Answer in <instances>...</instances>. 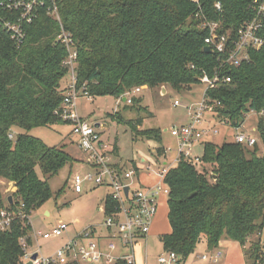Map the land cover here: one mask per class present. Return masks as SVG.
Segmentation results:
<instances>
[{
    "label": "trees",
    "instance_id": "1",
    "mask_svg": "<svg viewBox=\"0 0 264 264\" xmlns=\"http://www.w3.org/2000/svg\"><path fill=\"white\" fill-rule=\"evenodd\" d=\"M42 1L37 17L25 25L21 45L0 29V180L11 184L5 198L0 185V210L8 207L27 216L41 208L53 195L48 180L76 162L64 145L48 147L27 134L58 124L55 112L68 91L61 86L68 74L63 65L66 50L56 42L62 27L77 53L75 89L90 97L123 100L126 93L143 87L188 90L205 76L218 79L213 87L204 84L202 96L214 109V122L239 128L248 113L257 115L253 147L206 141L198 164L179 158L169 169L164 181L170 230L159 241L165 252L178 256L177 264L199 244L213 251L223 239L244 247L248 264H264L263 245L256 238L264 228V46L249 48V59L238 67L226 63V54L212 49L204 53L208 24H216L217 32L229 37L228 47L254 19L264 34V17L257 11L261 0H52L60 23L46 14L51 0ZM7 13L0 10V18ZM131 98L124 108L152 116L141 106L140 96ZM109 116L130 130L133 141L135 135L157 143L151 155L166 159L159 129L141 128L146 117L124 121ZM116 143L111 146L114 157ZM130 164L138 175L135 163ZM103 207L105 214L115 207L108 195ZM31 231L27 217L17 216L8 231L0 232V264H21L19 239Z\"/></svg>",
    "mask_w": 264,
    "mask_h": 264
},
{
    "label": "built area",
    "instance_id": "2",
    "mask_svg": "<svg viewBox=\"0 0 264 264\" xmlns=\"http://www.w3.org/2000/svg\"><path fill=\"white\" fill-rule=\"evenodd\" d=\"M258 15L264 17V0L257 2ZM217 9L219 4L215 5ZM44 7L42 0H0V10L5 11L9 16L5 19L0 18V29L10 35V38L21 45L26 37L25 25L30 24L38 15V10ZM47 16L57 23H60V16L55 2L46 7ZM209 37L205 39V44L210 50L218 54H226V63L231 67H238L241 63L249 59L248 49H259L264 46V34L259 32L262 25L256 19L245 23L237 32V38L227 46L229 37L217 32L216 24H208ZM56 42L66 50V58L63 65L67 67L71 78L68 91L63 99L62 108L55 112L57 119L67 123L71 127V135L75 138L76 145L84 155L83 164L90 168L92 172L72 177L75 193H82V185L90 184L92 187H106L110 189L108 196L115 203L113 211L105 214L102 208L104 222L101 226L102 234H95L97 227L86 228L70 238L64 245L57 248L50 255L44 256L40 248L33 246L39 237L47 240L50 238H60L67 233L69 224L61 223L46 232H34L28 238L21 237L19 246L22 252L21 264H139L135 259L134 249L137 242L145 240L150 232L154 216L156 215L160 197H166L169 189L165 184V176L170 168L178 163L179 158L198 164L197 157L192 156L193 144L202 142L207 135H216L214 127L209 126L204 120L208 117H216L214 109L209 106L204 99L197 105L193 114L189 115L190 122L180 127H172L170 135L175 138L177 144V156L173 165L167 164L166 159L159 161L153 156L154 163L143 161L140 167L151 171L157 168L154 174L157 182L148 187L140 186L133 188L132 185L138 182L136 174L131 164L122 168L123 163L116 161L112 147L105 145L100 139V132L95 124L88 119L80 118L75 110V101L79 96L90 97L87 93L75 89L74 64L77 53L73 50L74 43L69 34L61 27L56 36ZM218 79L210 81L207 77L201 78V83L209 87L216 85ZM224 82H229L225 79ZM142 88H136L131 93H126L123 103L130 105L134 94L141 92ZM79 91V92H78ZM176 101L174 105H178ZM189 109V108H187ZM11 139L12 136L10 135ZM236 143L253 147L256 139L243 133L235 136ZM167 157V151L165 150ZM163 161V163H161ZM136 166V165H135ZM139 170V168L136 166ZM127 188L125 195L124 189ZM21 204L18 209L21 210ZM26 219L23 212H14L5 207L0 210V232L8 231L16 217ZM93 237L108 239L104 246L100 241L92 240ZM31 241L30 243L28 242ZM85 242V245L81 242ZM123 251V252H121ZM220 253H214L211 261L217 263ZM206 260V257H202ZM178 256L173 252H165L156 258V264H176Z\"/></svg>",
    "mask_w": 264,
    "mask_h": 264
},
{
    "label": "rangeland",
    "instance_id": "3",
    "mask_svg": "<svg viewBox=\"0 0 264 264\" xmlns=\"http://www.w3.org/2000/svg\"><path fill=\"white\" fill-rule=\"evenodd\" d=\"M70 83L71 78L68 73L62 80L61 86L68 87ZM205 88L206 86L204 84L199 83L191 86L188 90L181 91H175L170 87H166L164 88V93L163 88L143 89L137 95L142 98L141 106L147 108V112L152 114L151 117L144 114L138 115L135 111L128 110V107L124 108V103H122L121 99L120 106L117 105V99L110 96L89 98L79 96L75 101V110L80 118L88 119L92 124L98 123L104 125V130L100 135L101 141L109 147L116 141L120 150V157L124 161L136 162L141 179L140 183L136 182L132 187L139 188L140 185L145 184L147 180L151 179L150 177L157 170L155 167L151 171H147L145 168L139 166L142 164V159L153 163L155 162L151 151L158 144L150 141H141L145 140L144 137H139L140 139L138 140L135 135L133 141L130 130L126 126L118 124L109 115L113 117L116 115L115 117H121L124 121L140 116L146 117L143 120L141 128L159 129L162 138L160 146L164 147L167 151L166 162L168 165H173L178 152V142L170 135V130L173 126L180 127L190 122L189 115L194 113L195 108L202 101ZM176 101L179 103L178 105H174ZM209 118L211 117H208V114H206L204 120L208 121ZM57 122L58 124L44 128H35L27 133L29 136L41 140L48 147H60L64 145V150L72 158L76 159V162L71 167L70 165H66L56 176L48 180L50 190L53 194L52 198L28 216V222L34 232L43 233L61 223L69 224L67 233L62 237L47 240L39 237L36 242H33V246H38L41 254L44 256L50 255L55 249L61 247L70 238H73L77 233L88 227H97L95 234L101 235V226L104 222L102 208L105 197L111 192L109 188L104 186L92 187L90 184L84 183L82 185V193H75L72 177L76 174L84 176L92 172V170L78 161L79 159L83 160V154L77 145L67 144L68 139L72 138L75 140L71 136L70 125L59 119H57ZM256 122L257 115L253 112L246 115L244 123L239 128H232L225 123H216L213 121L209 126L214 125L217 134H209L203 140L215 144L233 142L238 133H243L257 139ZM253 128H255L254 131L252 130ZM201 144L203 143L193 144L192 156L202 155ZM198 169L201 170V167H198ZM36 172L40 179H43L38 169H36ZM142 174H149L151 176L144 178ZM0 181L2 194L5 198L8 195L11 184L3 180ZM166 211V203L161 202L158 204L156 215L152 222L151 233L146 240L138 241L134 249L137 258L138 256L141 259L145 258L144 263L146 264H155L156 257L165 253L159 241V236L169 230ZM45 213H48V215L46 216ZM92 240L100 241L104 246L109 241L102 237H93ZM81 244L85 245V242L83 241ZM204 247L203 245L197 246L194 253L181 264H191L199 261V256L207 252Z\"/></svg>",
    "mask_w": 264,
    "mask_h": 264
},
{
    "label": "crops",
    "instance_id": "4",
    "mask_svg": "<svg viewBox=\"0 0 264 264\" xmlns=\"http://www.w3.org/2000/svg\"><path fill=\"white\" fill-rule=\"evenodd\" d=\"M143 89H145V87H143L142 89H141V91L143 90ZM164 92H165V90H164ZM120 100H117V105H119L120 104ZM122 103H123V101H122ZM120 106V105H119ZM211 122H213V119L212 118H209L208 119V121H206V123L205 124H207L208 123V125L211 123ZM95 126H96V128L99 130V132H100V135H101V133L103 132V130H104V125H102V124H95ZM210 126H212V125H210ZM253 131L255 130V128H253L252 129ZM72 136V135H71ZM69 138H70V136H69ZM148 141H150V140H148ZM150 142H154V141H150ZM203 142H206V141H204L203 140ZM203 142H201V143H203ZM68 145L69 144H75L76 145V141L75 140H73L72 138H70V139H68V143H67ZM202 145V144H201ZM116 146H117V143H116ZM117 148H118V152H117V157H115V160L116 161H119V162H121V163H125V164H129V163H132L133 161H124L121 157H120V155H119V152H120V150H119V147L117 146ZM155 148H156V146H155ZM202 149H203V147H202ZM155 150V149H154ZM154 150H152L151 151V153H154ZM83 154V153H82ZM153 157V156H152ZM197 158H199L200 156H196ZM83 160H84V155H83ZM83 160L82 159H79L78 161H80V163H83ZM167 160V159H166ZM143 161H145L144 159H142L141 160V162H143ZM133 163H135V165H136V162H133ZM140 167V166H139ZM143 176H144V178H148V177H150L151 175H149V174H146V175H144V174H142ZM151 179H149V180H147L146 181V183L145 184H143V185H140V186H148V187H150V186H152V185H154L156 182H157V177H156V175L154 174L153 176H151L150 177ZM140 174L138 175V182L140 183ZM1 182V181H0ZM166 197H160L159 198V202H158V204H160L161 202L163 203H166ZM166 213H167V211H166ZM46 214V216L48 215V213H45ZM166 216H167V214H166ZM167 218V217H166ZM89 228V227H88ZM151 229H152V226H151ZM151 229H150V232H149V234L151 233ZM170 230V229H169ZM169 230H167V232L166 233H168L169 232ZM165 233V234H166ZM257 239H259V242L263 245V252H264V228H263V230H262V232H261V234L258 236V237H256ZM146 240V239H145ZM199 245H203V246H205L204 248L206 249V251L207 252H205L204 254H202L201 256H199V261H195L194 263H191V264H205V263H208V264H248L247 263V261H246V257L244 256V247H242L241 245H239L237 242H234V241H231V240H227V239H223V240H221L220 242H219V244H218V247H217V249L216 250H209L208 248H207V246H206V244L205 243H201V244H199ZM198 245V246H199ZM220 253V258H219V260H218V262L217 263H213L212 261H211V258L213 257V254L214 253ZM159 256V255H158ZM157 256V257H158ZM203 256H205L206 257V260H203L202 259V257ZM156 257V258H157ZM135 259H137L136 261L139 263V264H146V263H144V260H145V258L144 259H141V257L140 256H138V258H137V256H136V254H135ZM197 260V259H196ZM155 264H156V261H155ZM181 264V263H180Z\"/></svg>",
    "mask_w": 264,
    "mask_h": 264
},
{
    "label": "water",
    "instance_id": "5",
    "mask_svg": "<svg viewBox=\"0 0 264 264\" xmlns=\"http://www.w3.org/2000/svg\"><path fill=\"white\" fill-rule=\"evenodd\" d=\"M204 53H206V54H210V48L205 47V48H204ZM162 90H163V93H164V88H163ZM127 191H128V189L125 188V189H124L125 195L127 194ZM7 201H8V204H11V203H12V199H11V197H8V198H7Z\"/></svg>",
    "mask_w": 264,
    "mask_h": 264
}]
</instances>
